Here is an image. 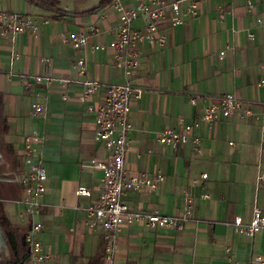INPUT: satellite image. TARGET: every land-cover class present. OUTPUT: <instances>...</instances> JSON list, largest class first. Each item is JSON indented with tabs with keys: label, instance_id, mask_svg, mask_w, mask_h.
<instances>
[{
	"label": "crops",
	"instance_id": "0c3cea01",
	"mask_svg": "<svg viewBox=\"0 0 264 264\" xmlns=\"http://www.w3.org/2000/svg\"><path fill=\"white\" fill-rule=\"evenodd\" d=\"M58 1L69 15L56 18L25 0H0V10L19 12L38 26L37 33L0 34V182L5 191L0 216L29 254V219L17 176L25 170L24 139L37 134L48 174L37 234L49 255L45 264H109L103 227L77 218L76 211L101 193L103 172L91 162L105 159L108 151L95 141V117L88 106L103 98L105 88L83 102L84 87L75 80L124 82L110 47L119 32V12L112 0ZM122 2L131 7L137 0ZM146 27L144 18L133 22L135 30ZM72 34L87 36L88 46L74 50ZM158 35L166 38L164 44L156 38L137 43L141 64L135 84L143 94L132 102L126 166L130 174L151 177L161 170L165 180L156 190L132 191L124 200L134 210L179 215L191 206L192 214L182 230L123 226L113 264H264L256 260L264 259V228L250 237L234 226L238 216L250 222L256 206L264 211V184H258L264 172V85H259L264 0L202 1L197 15L183 24L162 19ZM95 45L100 48L94 50ZM81 56L87 58L85 76L74 68ZM38 75L57 80L36 82ZM61 78L70 82L63 86ZM227 93L236 95L242 108L213 127L203 123L204 108ZM34 103L44 107L43 115L33 114ZM181 118L193 125L198 142L191 139L175 152L157 138L167 128H178ZM80 185L90 187L93 197H78ZM25 264H31L29 258Z\"/></svg>",
	"mask_w": 264,
	"mask_h": 264
},
{
	"label": "built area",
	"instance_id": "2783aa9c",
	"mask_svg": "<svg viewBox=\"0 0 264 264\" xmlns=\"http://www.w3.org/2000/svg\"><path fill=\"white\" fill-rule=\"evenodd\" d=\"M206 0H137L136 4L128 7L122 0H112L114 7L119 12V32L111 42L110 47L114 51L115 66L121 70L124 82L104 84L98 80H75L84 87L81 96L83 102L90 101L101 87L105 88V95L97 102L88 106V112L95 117V141L102 143L108 155L103 160H93L91 166L102 171L101 193L96 200L91 199L85 205H77V218L88 219L92 226L99 222L105 233L107 241L106 261L113 264L114 251L118 240V234L125 225L143 223L152 229L173 228L182 230L190 220L191 206H188L182 214L169 215L160 211L146 212L132 209L124 200V197L132 191L156 190L158 185L165 180L161 170H157L153 177L147 174H130L126 166V154L130 145L129 132L132 128L130 113L132 102L142 97L143 91L135 84V75L141 64V51L137 43L144 39L156 38L161 44L166 42L164 36L158 35L159 22L169 17L171 24H183L188 16L197 15L199 2ZM184 3H188L183 6ZM249 7L253 4L249 2ZM137 18H144L147 22L145 31L133 28V22ZM22 33L38 32V26L29 18L19 12L0 10V34L6 36L8 32ZM254 39V35L250 34ZM70 44L74 50H81L88 46V37L84 34H72ZM99 45L93 47L99 49ZM223 54V53H221ZM74 68L80 76L87 74V58L81 56L74 63ZM264 70V66H263ZM23 81L28 83V77L23 76ZM36 82L51 84L56 78L35 76ZM64 86L70 82L68 79H58ZM259 85H264L261 80ZM66 99V95L63 96ZM196 104V99H191ZM242 108L241 100L232 93L219 96L213 103L204 108L202 121L213 127L220 118L234 116ZM35 116L44 113V107L39 103L32 105ZM251 115L250 110H245ZM193 125L186 123L184 118L179 120L178 128H167L158 135V141L166 146H171L177 152L181 146L187 144L193 137ZM264 133V131H263ZM41 137L37 134L28 135L23 142L25 170L17 176L18 183L24 189L21 202L25 205L29 219V231L25 236V243L29 250L31 264H45L49 255L44 252L42 242L37 234L42 229V223L38 220L40 215V198L47 191L48 174L42 153L39 148ZM264 143V137H263ZM234 145V142H230ZM200 152V149L196 147ZM207 178L208 174H202ZM258 184H264V172L258 176ZM78 197L92 198L93 191L90 187L80 185L76 191ZM236 231L250 237L255 236L264 228V211L256 206L253 210V218L245 223L241 216L234 220ZM256 260L264 263L262 256H256Z\"/></svg>",
	"mask_w": 264,
	"mask_h": 264
},
{
	"label": "trees",
	"instance_id": "16d2710c",
	"mask_svg": "<svg viewBox=\"0 0 264 264\" xmlns=\"http://www.w3.org/2000/svg\"><path fill=\"white\" fill-rule=\"evenodd\" d=\"M25 1L45 11L54 13L55 15L54 17L56 18L69 15L66 11L60 8V3L58 0H25ZM105 1L108 2L109 0H103L102 3H104ZM93 11L94 10H90L83 13H92ZM7 237H8V244L14 252L16 262L21 261L27 254L21 250L20 247L21 244L19 242V239L13 233H9Z\"/></svg>",
	"mask_w": 264,
	"mask_h": 264
},
{
	"label": "water",
	"instance_id": "95a60500",
	"mask_svg": "<svg viewBox=\"0 0 264 264\" xmlns=\"http://www.w3.org/2000/svg\"><path fill=\"white\" fill-rule=\"evenodd\" d=\"M0 253L6 256H10L11 254L10 248L8 245V238L6 237L4 228L1 223H0ZM28 258H29V254H27L21 261L17 263H11V264H25Z\"/></svg>",
	"mask_w": 264,
	"mask_h": 264
},
{
	"label": "flooded vegetation",
	"instance_id": "af4514ba",
	"mask_svg": "<svg viewBox=\"0 0 264 264\" xmlns=\"http://www.w3.org/2000/svg\"><path fill=\"white\" fill-rule=\"evenodd\" d=\"M1 179V178H0ZM1 181V180H0ZM5 193L4 189H3V186L0 182V196L3 195ZM0 223L2 224L3 228H4V231H5V234H6V237L8 236L9 234V231L8 229L6 228V225L4 224L1 216H0ZM8 238V237H7ZM9 245V244H8ZM10 248V246H9ZM10 256H6L2 253H0V264H11V263H17L16 260H15V256H14V252L13 250L10 248Z\"/></svg>",
	"mask_w": 264,
	"mask_h": 264
},
{
	"label": "rangeland",
	"instance_id": "374dc122",
	"mask_svg": "<svg viewBox=\"0 0 264 264\" xmlns=\"http://www.w3.org/2000/svg\"><path fill=\"white\" fill-rule=\"evenodd\" d=\"M26 244V243H25Z\"/></svg>",
	"mask_w": 264,
	"mask_h": 264
}]
</instances>
